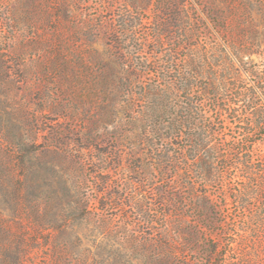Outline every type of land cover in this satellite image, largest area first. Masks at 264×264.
<instances>
[{"label":"rangeland","instance_id":"1","mask_svg":"<svg viewBox=\"0 0 264 264\" xmlns=\"http://www.w3.org/2000/svg\"><path fill=\"white\" fill-rule=\"evenodd\" d=\"M256 75L264 14L240 0H0V264H206L203 195L235 219L231 148L264 152ZM187 110L193 129L161 140ZM189 135L211 137L208 186Z\"/></svg>","mask_w":264,"mask_h":264},{"label":"trees","instance_id":"2","mask_svg":"<svg viewBox=\"0 0 264 264\" xmlns=\"http://www.w3.org/2000/svg\"><path fill=\"white\" fill-rule=\"evenodd\" d=\"M240 1L243 2L244 10L250 15L253 11L264 14V0ZM214 13L217 18L223 20L225 26L229 24V17L224 16V13L218 10ZM255 80L257 83L264 82L263 77L258 75L255 76ZM242 99L249 103L246 111L251 117L249 125L255 129V134L252 136L256 137L264 130V108L255 103L253 94L247 93ZM192 122L193 118L188 110L178 112L168 127L162 125L163 127L159 128L161 140L181 137L185 128L193 129ZM168 130V136L162 133ZM209 134L211 135V131ZM210 135H201V138L200 135L198 137L189 135L191 145L182 150L185 154L183 160L193 163L189 170L203 178L205 183H208L207 186L216 180L217 174H220L215 167V149L208 147L211 141ZM261 135L264 136V133ZM259 141L256 139L243 142L242 148L232 146L231 150L236 153L237 158L232 157L224 166L227 173L236 170L239 174L237 189L232 192L234 196L232 205H236L238 210L235 219L229 220L220 209L216 210L214 199L208 192L203 195V203L212 210L215 215L212 222L218 228L216 237L208 239L204 246L206 264H214L217 257L222 258L221 264H264V152L256 148ZM157 160L161 162L159 163L161 168L177 166L179 163L176 158H170L168 151Z\"/></svg>","mask_w":264,"mask_h":264}]
</instances>
